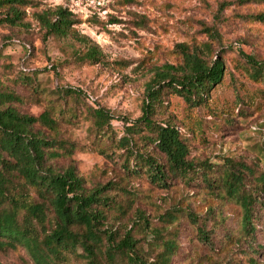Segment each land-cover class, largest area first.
Masks as SVG:
<instances>
[{
	"label": "rangeland",
	"instance_id": "1",
	"mask_svg": "<svg viewBox=\"0 0 264 264\" xmlns=\"http://www.w3.org/2000/svg\"><path fill=\"white\" fill-rule=\"evenodd\" d=\"M30 1L21 24L0 26V89L19 96L11 105L31 115H38L45 102L17 79L23 67L47 93L59 87L82 90L83 100L67 105L74 117L59 127V137L78 149L53 163L58 168L74 165L87 190L124 176L116 156L94 148L86 108L109 110L115 131L121 133L122 119L141 114L144 84L155 69L182 62L177 44L197 48L207 59L221 56L224 74L207 105L190 107L171 95L160 117L179 127L197 170L169 175L164 188L146 175L123 179L121 185L133 196L125 213H108L105 226L121 236L129 230L149 262L165 241H173L169 264H264V205L255 204V229L245 233L240 205L218 181L231 168L241 175L245 189L264 201V81L250 78L241 55L252 56L264 69V21L249 17L264 12V0ZM57 7L72 13L77 33L99 47L105 62L78 63L77 42L45 36L35 15ZM35 129L42 130L39 125ZM150 150L165 163L161 153ZM113 194L126 201L122 190ZM139 212L147 224L136 223ZM201 229L207 232L206 241L199 236ZM0 264L33 262L19 247L0 251ZM67 264L86 263L71 259Z\"/></svg>",
	"mask_w": 264,
	"mask_h": 264
},
{
	"label": "trees",
	"instance_id": "2",
	"mask_svg": "<svg viewBox=\"0 0 264 264\" xmlns=\"http://www.w3.org/2000/svg\"><path fill=\"white\" fill-rule=\"evenodd\" d=\"M31 5L30 0H0V26L21 24L27 16L25 9ZM35 16L47 38H71L79 44L74 51L78 63L105 62L99 47L77 33L73 27L77 21L67 9L57 7ZM249 17L264 21V12ZM176 48L183 55L182 62L155 69L144 84L141 114L131 121L122 119L121 133L115 131V117L109 110L86 108L94 148L116 156L124 176L92 190L85 189L84 179L74 165L58 168L53 163L71 157L78 149L74 142L59 137V127L74 117V110L67 105L83 100L82 90L59 87L47 93L23 67L24 74L17 79L28 85L35 96L41 94L39 98L45 102L38 115H31L11 105L18 102L19 96L0 89V251L21 247L33 264H67L71 259H81L86 264H169L173 241H165L155 261L149 262L129 230L125 229L121 236L105 224L108 213H125L133 196L121 185L123 179L146 175L153 184L164 188L169 175L186 176L197 170L179 127L160 117L171 95L190 107L207 105L211 90L222 80L224 61L220 55L207 59L199 49L190 50L183 43ZM241 55L250 78L264 81L263 66L252 56ZM83 104L88 105L85 101ZM35 125L42 130L35 129ZM151 147L163 155L165 163L151 154ZM260 178L264 192V171ZM218 181L240 205L243 230L252 234L254 206L264 205V201L246 190L241 175L231 168L223 171ZM118 190H122L126 201L113 194ZM137 218L136 223L147 224L142 212ZM198 232L206 241V230Z\"/></svg>",
	"mask_w": 264,
	"mask_h": 264
}]
</instances>
